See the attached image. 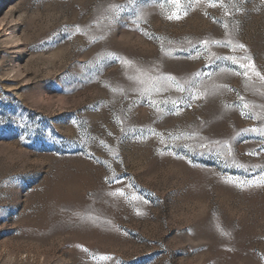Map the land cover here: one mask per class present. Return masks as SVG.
<instances>
[{
    "label": "rangeland",
    "instance_id": "rangeland-1",
    "mask_svg": "<svg viewBox=\"0 0 264 264\" xmlns=\"http://www.w3.org/2000/svg\"><path fill=\"white\" fill-rule=\"evenodd\" d=\"M0 264H264V0H0Z\"/></svg>",
    "mask_w": 264,
    "mask_h": 264
},
{
    "label": "snow or ice",
    "instance_id": "snow-or-ice-1",
    "mask_svg": "<svg viewBox=\"0 0 264 264\" xmlns=\"http://www.w3.org/2000/svg\"><path fill=\"white\" fill-rule=\"evenodd\" d=\"M241 47H243V45H241ZM257 75H259V74L257 73Z\"/></svg>",
    "mask_w": 264,
    "mask_h": 264
}]
</instances>
